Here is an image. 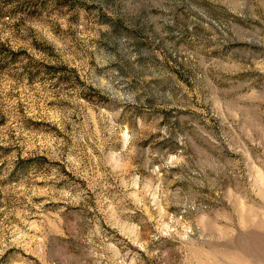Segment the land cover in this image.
Instances as JSON below:
<instances>
[{
    "label": "rangeland",
    "instance_id": "374dc122",
    "mask_svg": "<svg viewBox=\"0 0 264 264\" xmlns=\"http://www.w3.org/2000/svg\"><path fill=\"white\" fill-rule=\"evenodd\" d=\"M0 264H264V0H0Z\"/></svg>",
    "mask_w": 264,
    "mask_h": 264
}]
</instances>
